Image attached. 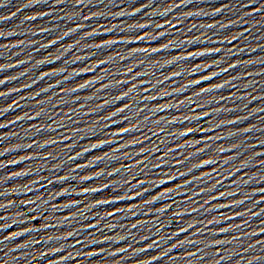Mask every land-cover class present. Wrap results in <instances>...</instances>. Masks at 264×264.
Instances as JSON below:
<instances>
[{
  "label": "snow or ice",
  "instance_id": "6c2138e0",
  "mask_svg": "<svg viewBox=\"0 0 264 264\" xmlns=\"http://www.w3.org/2000/svg\"><path fill=\"white\" fill-rule=\"evenodd\" d=\"M251 4H255V0H253V3H251ZM176 7H178V5H176ZM137 11H139V9H137ZM217 12H219V11H221L220 9H217L216 10ZM13 15H15V13H13ZM129 15H131V13L129 14ZM249 15H251V13H249ZM85 19H87V17H85ZM141 28H144L145 26H143V25H141L140 26ZM162 27V26H161ZM209 27H212L211 25H209ZM89 35H91V33H89ZM140 39L141 40H143L144 39V37H140ZM109 43H111V42H109ZM53 44H55V41H53ZM98 47H99V45H98ZM168 46L167 45H165V48H167ZM144 51H147V50H144ZM158 50H156V49H153V52H157ZM216 51H219V49H217ZM103 63V62H102ZM232 67H235L234 65L232 66ZM0 70H2V69H0ZM228 69H223V71H227ZM131 71V70H130ZM47 75V74H46ZM215 75V74H214ZM206 79H210V78H206ZM4 83V81H2V80H0V84H3ZM195 83H197V84H199L200 82L199 81H196ZM81 87L83 88V87H85L84 85H81ZM218 87H223V85H219ZM46 91V90H45ZM73 91H75V89H73ZM204 91H208L207 89H205ZM3 95H7L6 93H0V96H3ZM37 95H39V94H37ZM125 95H127V93L125 94ZM126 107H127V105H125ZM161 110H163V109H161ZM120 111L121 112H123L124 111V109H120ZM115 115V114H114ZM4 126L3 125H0V128H3ZM124 132H128L129 131V129H124L123 130ZM189 131H192L191 129L189 130ZM245 131H247V130H245ZM155 134V133H154ZM182 135H186V134H183L182 133ZM30 147V146H29ZM87 151V150H86ZM200 151H203V149H200ZM0 155H2V154H0ZM71 159H72V157H70ZM205 164H212V162L211 161H205ZM262 164H264V161H262ZM118 171V170H117ZM181 175L183 176L184 174L183 173H181ZM85 179H89V178H85ZM85 191H87V189L85 190ZM93 191H96L95 189H93ZM262 192H264V190H262ZM0 195H3L2 193H0ZM138 195H139V193H138ZM237 203L238 204H243L244 203V201H237ZM255 214V213H254ZM109 215H111V213H109ZM0 219H2V217H0ZM245 223H247V221L245 222ZM133 227H135V225L133 226ZM236 227L237 228H240L241 227V225H236ZM182 231H186V230H184V229H182ZM224 231H227V229H224ZM20 234L19 233H16V234H14V236H19ZM13 237H5V239L6 240H8V239H12ZM234 239H236V237H234ZM0 242H2V241H0ZM153 243H155V241H153ZM220 242H218V244H219ZM22 247H26V246H22ZM151 247V246H150ZM248 247H253V245H249ZM124 250L122 249L121 250V252H123ZM140 251H144V249H140ZM113 255L115 254V253H112ZM189 254H190V256H194L195 255V253H192V252H189ZM43 255V254H42ZM165 255H167V253H165ZM65 259H67V258H65ZM154 259H156V258H154ZM221 259H224V257H221ZM255 259H264V257H257V258H255ZM250 264H251V262H250Z\"/></svg>",
  "mask_w": 264,
  "mask_h": 264
}]
</instances>
